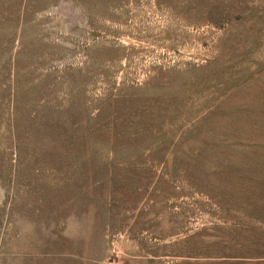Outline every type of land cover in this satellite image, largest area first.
I'll return each mask as SVG.
<instances>
[{
	"label": "rangeland",
	"instance_id": "1",
	"mask_svg": "<svg viewBox=\"0 0 264 264\" xmlns=\"http://www.w3.org/2000/svg\"><path fill=\"white\" fill-rule=\"evenodd\" d=\"M0 264H264V0H0Z\"/></svg>",
	"mask_w": 264,
	"mask_h": 264
}]
</instances>
